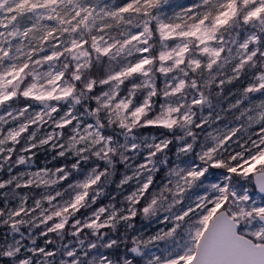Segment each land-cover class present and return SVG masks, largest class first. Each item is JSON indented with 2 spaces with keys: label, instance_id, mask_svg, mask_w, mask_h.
I'll use <instances>...</instances> for the list:
<instances>
[{
  "label": "snow or ice",
  "instance_id": "obj_1",
  "mask_svg": "<svg viewBox=\"0 0 264 264\" xmlns=\"http://www.w3.org/2000/svg\"><path fill=\"white\" fill-rule=\"evenodd\" d=\"M0 113V264H264V0H0Z\"/></svg>",
  "mask_w": 264,
  "mask_h": 264
},
{
  "label": "trees",
  "instance_id": "obj_2",
  "mask_svg": "<svg viewBox=\"0 0 264 264\" xmlns=\"http://www.w3.org/2000/svg\"><path fill=\"white\" fill-rule=\"evenodd\" d=\"M105 2H111V0H105ZM175 2H177V3H186L187 2V0H175ZM40 156V155H39ZM39 159H38V161H37V163H39ZM122 167V166H121ZM20 170H22V168L20 169ZM0 175H3V176H5L6 177V172H0ZM110 191H115V186L114 185H112L111 186V189H110ZM108 201H107V199H104V198H102L101 199V203H107ZM140 222H139V220H137V224H139ZM0 231H2V230H0ZM72 239H74L73 237H71V236H66V238H65V243H67V241L68 240H72ZM43 241H39V243H42ZM131 245L129 244V247H130ZM122 250V249H121Z\"/></svg>",
  "mask_w": 264,
  "mask_h": 264
},
{
  "label": "rangeland",
  "instance_id": "obj_3",
  "mask_svg": "<svg viewBox=\"0 0 264 264\" xmlns=\"http://www.w3.org/2000/svg\"><path fill=\"white\" fill-rule=\"evenodd\" d=\"M226 106V105H225ZM0 114H2V113H0ZM7 127V126H6ZM39 164H42L43 163V161H44V156L42 155V154H40V156H39ZM23 170V169H22ZM155 228H156V226L155 225H153V228H152V230L154 231L155 230Z\"/></svg>",
  "mask_w": 264,
  "mask_h": 264
}]
</instances>
